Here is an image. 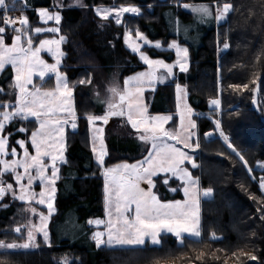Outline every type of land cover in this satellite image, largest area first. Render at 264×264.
I'll list each match as a JSON object with an SVG mask.
<instances>
[{
  "label": "trees",
  "instance_id": "obj_1",
  "mask_svg": "<svg viewBox=\"0 0 264 264\" xmlns=\"http://www.w3.org/2000/svg\"><path fill=\"white\" fill-rule=\"evenodd\" d=\"M54 1L20 0L14 10L20 16H27L30 25L37 21L36 8L60 11L61 34L66 37L62 44L66 55L60 71L74 84L78 128L66 133L67 163L61 165L56 185L55 214L49 223L50 246L39 237L38 248L0 252V264H61L60 258L66 255L73 257L68 264H165L171 260L176 264H223L227 255L240 257L243 252L251 253L257 257L258 264H264V219L258 212L264 209V194L259 188L264 168L258 167L264 164V0H216L220 5L233 4V10L223 24L212 25L204 31L196 46L190 41L194 34L186 41L171 32L167 16L188 22L191 17L183 11L180 2L211 6L214 0H83L85 7L57 8L53 7ZM6 2L11 7V0ZM113 4L135 5L141 14L123 18L120 25L95 14V8ZM126 29L131 35L138 29L150 41L161 42L163 50L145 48L151 58L173 62V53L164 50L172 40H177L189 51L187 72L177 74L171 83L157 86L146 99L150 114H171L174 124V87L179 83L187 92L188 105L197 114L193 119L197 123L201 147L191 154L199 167L189 170L199 177V185L211 188L212 193L210 198L200 202L201 238L199 241L185 238L183 246L169 234L162 237V245H147L143 250L98 249L91 239L95 228L87 221L104 217L103 175L88 145L85 115L103 112L93 99L94 90L103 92L113 78L120 80L143 69L136 55L123 44ZM7 35L10 43L13 34ZM225 40L230 47L218 56L216 48L223 46ZM10 76L0 78V86L6 93ZM89 76L91 84L78 83ZM257 76L261 85L258 106L253 105L251 92L255 87L252 80ZM243 84H248L249 88L241 91L230 87ZM5 98L6 94H0V99ZM216 98L221 100L220 115L208 107L209 100ZM213 119L221 120L222 131L244 156L253 170L251 175L239 157L217 136ZM20 126L30 131V123L19 121L6 129V132H14L10 137L13 146L17 139H27L29 135V131L26 136L15 132ZM106 127V166L143 157L144 145L130 133H118L115 118L110 119ZM206 132H213L215 136L206 140ZM156 179L154 191L163 201L182 200L177 180L169 181L170 187L177 189L172 192L162 183L163 176ZM3 204L9 206L5 208ZM26 218L23 202L0 201V239L21 241L19 236L12 234V227L24 223ZM63 222L76 226L77 234L58 237L55 227ZM213 234L220 239L209 240ZM243 260L236 263L254 264Z\"/></svg>",
  "mask_w": 264,
  "mask_h": 264
},
{
  "label": "snow or ice",
  "instance_id": "obj_2",
  "mask_svg": "<svg viewBox=\"0 0 264 264\" xmlns=\"http://www.w3.org/2000/svg\"><path fill=\"white\" fill-rule=\"evenodd\" d=\"M20 0H11L9 7L6 0H0V9L5 13L15 9ZM79 3V0H78ZM81 7L85 5L80 4ZM62 7V5H58ZM185 10H190L200 23H205L213 18L219 25L226 21L233 10V4L224 2L222 6L214 0L213 6L205 3L184 4ZM39 21L48 25L53 21L55 26L31 28L27 16L11 18L5 14L3 26H0V75L7 66L11 67L12 77L9 87L14 89V102L11 100L0 101V201L6 195L11 194L14 201L27 204L34 202L37 205L46 206L48 214L39 212L36 207H30L33 215L39 217V223L31 220L25 225L17 226L13 231L23 240L22 243H7L0 239V252H16L18 250H30L38 248L37 235H42L45 244L50 246L48 221L54 212L53 199L56 192V183L60 179V165L67 163L66 128L73 131L78 128V115L73 103V86L69 85L68 78L60 72V64L66 55L60 45L66 42L64 35L59 39H40L34 44V36L42 33H60L62 16L60 11H50L46 7L35 9ZM95 13L102 20L114 19L117 25L122 22L125 13L136 16L141 14L139 7L121 6L119 8H95ZM17 24L19 25L17 27ZM177 34L181 30L177 19ZM14 34L11 43L7 42L8 30ZM185 34L187 27L183 28ZM124 42L140 60L147 65V70L137 72L124 79L123 88L114 83L107 89L109 96L102 103L106 105L103 115L86 114L92 136V152L97 165L104 177V213L106 219H89V225H103L104 230L94 231L91 239L98 249L106 247L110 250H143L147 245H162V237L170 234L180 246H183L185 238L199 241L202 236L200 222V200L211 195L212 189L201 191L199 177H195L186 165L190 164L195 169V153L200 149L199 137L194 131L197 128V115L187 103V92L179 83L176 84L177 114L180 117V125L177 129L166 128L165 125L173 118L171 115H151L147 106L142 102L146 88L155 90L156 84H164L166 80L174 78L173 69L179 67L181 72L188 70V49L182 47L176 40L169 43L168 48L174 49L176 61L172 64L163 59H152L143 50V46L161 48V42L154 44L138 29L135 39L131 32L125 30ZM142 42V43H141ZM219 43V42H218ZM230 47L227 40L223 43V49ZM219 50V48H218ZM41 52L49 53L55 63L48 64L41 58ZM49 73L55 75V88L44 90L43 83L37 86L33 83V76H38L43 82ZM164 73L167 75L165 76ZM219 80V78H218ZM260 77L252 80L255 85L251 89L253 105H259L257 94L261 90ZM91 77L81 79L80 84H91ZM31 86V87H29ZM234 90L248 89V84L230 85ZM0 94L4 89L0 87ZM12 93H9L11 95ZM98 96V94H97ZM183 102V108H181ZM209 105L214 106L218 115L221 114V100L219 98L209 100ZM259 110V108H258ZM112 117H126L127 123L136 133V139L145 146L142 159L136 163H121L114 166H106L105 157L107 151L103 140V129L96 127L98 121L108 124ZM16 121L34 122L35 128L27 139H17L16 146L10 143V137L14 132L6 129ZM215 132H218L228 149L231 150L243 162L249 175L252 169L248 166L244 156L232 145L229 137L224 134L220 119H213ZM28 128L20 126L15 132L28 133ZM99 134V135H97ZM213 132L204 134L206 140H210ZM195 137V140L193 138ZM98 141V146H97ZM30 142L34 152L32 154L26 144ZM180 145L181 147H178ZM188 149L189 151H184ZM11 159H7V157ZM264 168V164H258ZM164 174L162 183L169 187V181L173 178L180 181L183 200L163 201L154 191L157 179ZM11 175L12 182L4 179ZM39 181L40 191L36 193L33 185ZM147 184V188L141 187ZM259 188L264 192V176L259 180ZM246 190V189H245ZM7 208L8 204H3ZM261 219H264V209ZM24 229L27 230L26 238ZM212 239H218L213 234ZM251 260L257 257L252 255ZM61 264H68L67 258Z\"/></svg>",
  "mask_w": 264,
  "mask_h": 264
},
{
  "label": "rangeland",
  "instance_id": "obj_3",
  "mask_svg": "<svg viewBox=\"0 0 264 264\" xmlns=\"http://www.w3.org/2000/svg\"><path fill=\"white\" fill-rule=\"evenodd\" d=\"M180 1H178V3H179ZM80 4H83V0H79V3H78V0H55L54 1V8H57L58 7V5H62V6H70V7H81L80 6ZM184 4H189V5H192V3H182V2H180L179 3V5L182 7V5H184ZM194 4V3H193ZM200 4V3H199ZM121 6H133V7H136L135 5H130V4H121V5H115V4H113V5H111V6H108V7H100V8H112V7H115V8H119V7H121ZM211 6H213V4L211 5ZM221 6H222V4H221ZM182 9H183V11L185 12V13H187V14H189V16L191 17L190 18V21H188V22H186V21H184V20H182V19H180V18H178L177 17V19H179V21H180V25H181V30L179 31V33L177 34V30H176V27H177V24H176V22H177V20H175L173 17H171V16H167V19H168V22H169V24H170V26H171V32L172 33H174L175 35H177L178 37H180V38H182V39H184V40H186V41H188L187 39H191L189 36H190V34H194V37H193V39H191L190 41L193 43V45L194 46H196V45H198L199 44V41H200V38H201V34L204 32V31H206L207 29H210L211 27H212V25L214 26V27H218L219 25H221V24H223L225 21H222L219 25L217 24V22L215 21V19H214V15H215V8L213 7V18L212 19H209V20H207V22H205V23H200L199 21H198V19L194 16V14L190 11V10H185L183 7H182ZM51 11V10H50ZM36 14V13H35ZM96 14V13H95ZM21 16H22V14H21ZM127 16H136V15H134V14H131V13H125L124 14V16L122 17V19L123 18H125V17H127ZM36 17H37V21L35 22V23H33L32 25H30V27L31 28H35V27H51V26H55L54 25V22L53 21H49V23H48V25H44V24H42L40 21H39V17L37 16V14H36ZM110 20H112L114 23H115V21H114V19H112V18H109ZM60 27V26H59ZM184 27H187L188 28V31H187V33L185 34V32L183 31V28ZM59 35H62L61 34V29H60V33L59 34H54V33H42V34H40L39 36H34V44H38L39 43V40L40 39H59ZM132 36V38L133 39H135V35H131ZM173 41V40H172ZM171 41V42H172ZM177 41V40H176ZM153 42V41H152ZM170 42V43H171ZM178 42V41H177ZM10 43H11V41H10ZM9 43V44H10ZM142 43V42H141ZM155 42H153V44H154ZM179 43V42H178ZM123 44H124V46L130 51V52H132L131 51V49L130 48H128V46L125 44V42H124V35H123ZM180 44V43H179ZM168 45H169V43H168ZM168 45H167V47L164 49V50H169V51H171L172 53H173V56H174V60H173V62H171V63H169V62H166L165 60V62L166 63H169V64H172V63H174L175 61H176V59H177V57H176V53H175V50L174 49H169L168 48ZM182 47H186V46H184V45H182V44H180ZM60 48H61V50H62V45H60ZM145 48H150L149 46H143L142 47V50L144 51L145 50ZM152 48H154L155 50H163V48L161 47V48H155V47H152ZM187 48V47H186ZM218 48H219V50H218ZM188 49V48H187ZM216 50H217V54H218V56H220V54H222V52H225L226 51V49H223V46H221V47H217L216 48ZM145 52V51H144ZM133 53V52H132ZM146 53V52H145ZM133 54H135V53H133ZM147 54V53H146ZM41 58L42 59H44L48 64H53V63H55V61H54V59H53V57L49 54V53H47V52H41ZM136 55V57H137V59L139 60V62L143 65V69L142 70H139V71H136V72H134V73H132V74H130V75H128V76H132V75H134L135 73H137V72H142V71H146L147 70V65H145L141 60H140V58H139V56H138V54H135ZM151 58V57H150ZM152 59H160V58H152ZM188 61H189V51H188V57H187V66L189 65L188 64ZM62 62V61H61ZM60 66H61V64H60ZM59 70H60V68H59ZM178 71H180L179 70V67H175L174 69H173V72H174V74H176ZM61 72V71H60ZM187 72V71H186ZM9 75H11L10 76V79H9V83L7 84V87H6V91H7V93L4 91V94H6V98H5V100H11V101H13L14 102V99H15V97H14V89H11L10 87H9V85H10V83H11V77H12V70H11V67L10 66H7L6 67V70L4 71V73L2 74V75H0V78L2 77V79H5L6 77H8ZM164 75L166 76L167 74L166 73H164ZM128 76H126V77H128ZM126 77H124V78H122V79H120V80H118V79H116V78H113V80L111 81V82H109L106 86H105V88H104V91L103 92H101L100 90H94L93 91V93H92V96H93V99H94V101L96 102V104H97V106L100 108V109H102L103 110V112L100 114V115H103L104 114V111H105V107H106V105L104 104V103H102V101L103 100H106L107 98H108V96H109V93H108V91H107V89L109 88V86L110 85H112V84H114V83H116V84H118L121 88H123V82H124V79L126 78ZM174 77H175V75H174ZM33 83L34 84H36L37 86H40L41 85V83H43V89L44 90H49V89H53V88H55V85H56V78H55V75L54 74H52V73H49L48 74V76H46L45 77V80L42 82L41 80H40V78L38 77V76H33ZM170 79H172V78H170ZM50 81H51V86H49V84H50ZM69 82V81H68ZM173 82V81H172ZM171 83V82H170ZM45 84H47V86H45ZM69 85L70 86H73V83H71V82H69ZM158 85H161V84H156L155 85V89H156V87L158 86ZM0 87H2V86H0ZM29 87H31V86H29ZM183 87V86H182ZM3 88V87H2ZM184 88V87H183ZM4 90H5V88H3ZM154 91L155 90H153L152 88H146V90H145V92L143 93V97H142V102L147 106V104H146V99L148 98V97H151L152 95V93H154ZM9 93H12L11 95H9ZM97 94H98V96H97ZM4 99H0V101H5ZM73 103H74V100H73ZM174 107H175V119H176V121L174 122V124H173V119L171 120V121H169V123L168 124H166L165 125V127L166 128H169V129H177L178 127H179V125H180V117H179V115L177 114V93H176V85H175V87H174ZM209 107V109L210 110H213V111H215L216 112V109H215V107L214 106H208ZM147 108H148V106H147ZM181 108H183V102H181ZM149 113V112H148ZM150 114V113H149ZM151 115H171V114H168V113H157V114H151ZM172 116V115H171ZM113 118H115V120H116V123H117V125H118V130L119 131H117L118 133H125V132H127V133H130V135H132V136H136V133H135V131L131 128V125H129L128 123H127V120H126V117H124V118H122V117H113ZM112 118V119H113ZM172 118H173V116H172ZM19 122H21V121H19ZM23 123H26V122H23ZM30 124H31V126H30V131H29V135L28 136H30V133H31V131L35 128V123L34 122H30ZM96 127H100V128H102L103 129V133H102V136H103V140H104V144H105V148H106V151H107V144H106V138H107V135H108V132H107V127H106V125L105 124H103V122H101V121H98L97 123H96ZM105 127H106V129H105ZM87 132H88V145H89V148H90V150H91V152H92V136H93V132L92 131H90V129H89V126H88V123H87ZM125 130H127V131H125ZM68 131H71V132H73V130L70 128V127H68V128H66V133L68 132ZM196 133H197V128L194 130ZM118 133H114V134H116V135H119ZM109 134H110V132H109ZM113 134V135H114ZM24 136H26V134H23ZM97 135H99V134H97ZM197 136H198V133H197ZM213 136H215V135H213ZM213 136L211 137V138H213ZM217 136H220L219 135V133H218V135ZM119 137H121V136H119ZM193 140H195V137L193 138ZM15 146L17 147V149H18V152L20 151V149H19V146L18 145H16L15 144ZM26 146L28 147V149H29V151L32 153V154H34V152H33V150H32V148H31V144H30V142H28L27 144H26ZM97 146H98V141H97ZM178 147H181L180 145H177ZM145 147V146H144ZM184 151H189L188 149H184ZM146 154V153H145ZM64 155H65V158H66V151H65V153H64ZM92 155H93V152H92ZM7 159H11V157L9 156V157H7ZM93 159H94V161L96 162V160H95V157H94V155H93ZM140 159H142V157L141 158H139V159H136V160H133V161H122V162H119V163H116V164H121V163H128V164H133V163H136L138 160H140ZM65 164V163H64ZM116 164H114V165H116ZM61 165H63V164H61ZM61 165L59 166V167H61ZM114 165H111V166H114ZM111 166H109V167H111ZM185 166H187L188 168H191V165L190 164H187L186 163V165ZM159 176H164V174H160ZM4 179L6 180V181H8V182H12L13 184H14V181H12V177H11V175H6L5 177H4ZM103 179V209H104V177L102 178ZM174 179V178H173ZM178 181V180H177ZM58 182V181H57ZM179 182V184H180V181H178ZM56 185H57V183H56ZM56 185H55V187H56ZM14 187H15V184H14ZM141 187H144V188H147V184H141ZM199 188H200V190L201 191H203V190H206V189H209V188H202L200 185H199ZM33 189H34V191L36 192V193H39V191H40V184H39V181H37L34 185H33ZM181 191V194H182V200L184 199V195H183V192H182V190H180ZM56 192H57V190H56ZM56 192H55V194H54V199H53V207H54V212H53V214L52 215H54L55 214V198H56ZM262 192V191H261ZM263 194H264V192H262ZM211 197V195L209 196V197H207V198H210ZM207 198H204V197H201V200H203V199H207ZM5 200H7V201H12L13 199H12V196H11V194H9V195H6L5 196V198L3 199V201H5ZM201 200H200V202H201ZM24 203V202H23ZM25 204V210H26V212H27V218L25 219V222L24 223H22V224H18V225H16V226H13L12 227V234L14 235V236H16V237H18V235L13 231V229L15 228V227H17V226H21V225H25V224H27L28 222H29V220H31L33 223H36V224H38L39 223V217L38 216H35V215H33L32 213H31V211H30V207H36L37 208V210L39 211V212H43L45 215H47L48 214V209H47V207L46 206H43V205H37V204H35L34 202H31V204H27V203H24ZM52 217V216H51ZM51 217H50V219H51ZM50 219H49V221H48V231H49V223H50ZM103 219H106V217H105V213H104V217H103ZM200 222H201V218H200ZM90 226H93L94 228H95V231H97V230H100V231H103L104 230V227H103V225H101V226H99V228L97 227V226H95V225H90ZM55 230H56V233H57V235H58V237H64L65 235H73V236H75L76 234H77V227L76 226H73V225H71V224H69L68 222H63V223H60L59 225L58 224H56V227H55ZM50 232V231H49ZM26 234H27V230L26 229H24V236H25V238H26ZM170 235V234H169ZM212 236L213 235H211L210 237H209V240H211V241H217V240H219L220 239V237L219 236H215V237H217L218 239H212ZM41 238V240L44 242V240H43V236L42 235H37V239L38 238ZM49 237H50V233H49ZM81 239V238H80ZM11 242H17V243H22L23 242V240H21V241H13V240H9L7 243H11ZM94 242V241H93ZM95 243V242H94ZM150 245V244H149ZM152 246V245H151ZM240 257H238V256H236L235 254H231V255H227L226 256V259L224 260V262H223V264H237L236 262H237V260H241V259H244L243 260V262H246V263H254V264H258V262H257V260H251L249 257L250 256H252V254L251 253H249V252H243V253H241L240 255H239ZM65 258H67V261H68V263L69 262H71L72 261V259H73V257L72 256H69V255H66L65 257H62V259L60 258V260H63V259H65ZM165 264H176V263H174V261H167V263H165Z\"/></svg>",
  "mask_w": 264,
  "mask_h": 264
},
{
  "label": "built area",
  "instance_id": "obj_4",
  "mask_svg": "<svg viewBox=\"0 0 264 264\" xmlns=\"http://www.w3.org/2000/svg\"><path fill=\"white\" fill-rule=\"evenodd\" d=\"M5 14L11 18H18L20 17V14L18 11L16 10H11V11H7L5 13V11L3 9H0V26H3V18L5 16ZM19 25L17 24V27ZM7 34L11 35V34H14L10 29L8 30Z\"/></svg>",
  "mask_w": 264,
  "mask_h": 264
},
{
  "label": "crops",
  "instance_id": "obj_5",
  "mask_svg": "<svg viewBox=\"0 0 264 264\" xmlns=\"http://www.w3.org/2000/svg\"><path fill=\"white\" fill-rule=\"evenodd\" d=\"M35 13H36V11H35ZM179 73H185V72H181V71H178L176 74H175V76L177 75V74H179ZM174 80V78H172V79H168V80H166V82L164 83V84H167V83H170V82H172ZM164 84H161V85H164ZM73 86H74V84H73ZM159 86V85H158ZM208 106H209V104H208ZM112 119V118H111ZM92 157H93V155H92ZM94 160V159H93ZM95 162V161H94ZM96 163V162H95ZM97 164V163H96Z\"/></svg>",
  "mask_w": 264,
  "mask_h": 264
},
{
  "label": "water",
  "instance_id": "obj_6",
  "mask_svg": "<svg viewBox=\"0 0 264 264\" xmlns=\"http://www.w3.org/2000/svg\"><path fill=\"white\" fill-rule=\"evenodd\" d=\"M113 118V117H112ZM111 119V118H110Z\"/></svg>",
  "mask_w": 264,
  "mask_h": 264
}]
</instances>
